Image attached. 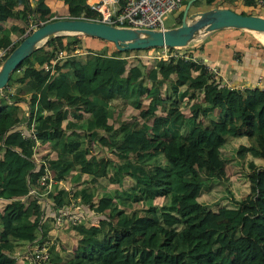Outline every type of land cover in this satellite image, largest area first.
Here are the masks:
<instances>
[{
    "label": "trees",
    "instance_id": "obj_1",
    "mask_svg": "<svg viewBox=\"0 0 264 264\" xmlns=\"http://www.w3.org/2000/svg\"><path fill=\"white\" fill-rule=\"evenodd\" d=\"M62 1L76 4L78 12L71 15L95 17L84 0ZM53 14L45 0H0V15L20 21V30L30 20L45 21ZM181 14L182 9L178 23ZM15 28L2 30L0 47L11 49L15 41L10 44L8 32ZM84 36L97 37L57 34L33 49L15 68H23L34 91L0 99V264H17L12 252L17 243L42 244L38 233L47 215L44 207L53 208L55 219L68 204V191L55 180L69 176L77 182L81 174L89 178L71 192L79 208L69 211L74 218L84 219V210L95 217L69 224L77 261L74 256L62 261L51 247L54 264H264V164L248 161L249 192L236 205L212 208L198 199L208 181L224 178L232 156L228 147L238 157L248 151L264 162V86H227L189 57L170 56L148 69L128 65L131 49L119 50L101 37L113 44L110 52L86 49L83 61L72 54L57 59L51 73L43 69L57 50L70 52ZM167 79L165 94L160 86ZM199 95L189 104V114L180 109L179 102ZM115 99L136 109L132 119L117 115L116 128L108 120ZM17 101L26 104L25 122L16 116ZM79 130L86 143L110 146L113 155L87 153ZM32 135L54 154L35 159ZM242 135L248 144L233 146ZM98 177L122 184L126 204L146 205L123 209L112 196L98 194ZM29 188L34 192L27 195ZM155 196H166V204L157 208Z\"/></svg>",
    "mask_w": 264,
    "mask_h": 264
},
{
    "label": "rangeland",
    "instance_id": "obj_2",
    "mask_svg": "<svg viewBox=\"0 0 264 264\" xmlns=\"http://www.w3.org/2000/svg\"><path fill=\"white\" fill-rule=\"evenodd\" d=\"M53 11V16H60V17H69V16H74L71 15V13H77L78 8L74 1L66 2L64 3L62 0H48L47 1ZM203 3V0H201ZM185 5V4H184ZM203 5V4H200ZM227 2L223 1H214L211 3L210 6H206V4L203 6L204 8L198 7L196 8L195 11H193L188 17L187 20L191 21L193 18L196 16L194 12L200 11V9H208L213 6H226ZM235 9L234 10H244L249 12V8L244 7L242 4L237 5L235 4ZM184 6H182L183 9ZM254 10V8H253ZM259 10V8L256 9V11ZM256 11H253L252 13H256ZM251 12V11H250ZM81 12H79L80 14ZM194 13V14H193ZM258 14V13H256ZM173 21H177V19L174 17V12H169L167 13L164 18H163V23L167 27L170 25ZM34 20H30L26 26H24V30H19V33H17V39L15 40V43L12 44L11 48L15 46V44L23 37V35L30 30L34 25ZM58 34H64L65 39H69L71 35L73 34H78V33H58ZM57 35L53 34L50 35L49 37L41 40L38 44L40 45H45V41L49 39L50 37ZM198 34L195 33L193 36H197ZM80 38V37H79ZM105 40L99 39L97 37L93 36H84L83 39L80 38V52L77 56L78 59H82L85 50L86 49H91L99 52H105L108 53L112 50L113 44L109 41L106 44H104ZM172 51H175V48L170 47ZM31 52V51H30ZM170 50L166 49L162 46L159 45V47L153 48H136V49H131L129 50L128 54L126 55L128 59V65L129 64H140L144 69H148L150 66L155 65V63L158 60H162L166 62L167 57L169 55ZM178 54V52H177ZM160 57V58H159ZM163 58V59H162ZM22 67L21 68H14L9 72L8 78L5 82V84L0 88V99H2L7 93H22L25 89V85H29L30 79L28 77H23L22 76ZM28 78V83L26 82V79ZM144 83L150 84V81L144 78ZM169 83L170 81L167 79L165 80L164 83L161 84V91L165 94L169 93ZM28 94V93H27ZM23 94V95H27ZM201 99V95L194 99H188V100H182L179 102V107L181 110H183L186 114L190 113L189 109V104L194 101V100H199ZM145 101V100H144ZM19 107L16 111V116L20 122H25V113H26V108L25 104H23L21 101L16 102ZM113 104L112 112L111 115L109 116L108 120L109 122L114 125L116 128V121L115 117L119 115L123 119H132L133 117L136 116V109L130 107L129 105L125 104L123 101L115 99L111 102ZM216 112V110H213ZM79 122L82 123L80 120ZM196 129H194V132H196ZM82 131H78L77 135L80 138L81 145L84 146L87 150V153H93L97 157H107L110 155H113L110 150V146H97L93 141L90 142H85V139L82 137ZM238 142H248L245 138V136H238L236 140L232 143L233 146H235ZM229 150L232 151V156L227 157V161L225 164V176L224 178L220 180H210L208 181V185L204 186L203 189L201 190L200 194L198 195V199L202 202L207 203L210 207L216 208L220 205H236V200L240 197H243L245 194L249 192V172L251 171V166L249 165L248 161L250 159L247 158L246 153L242 157H238L235 154V149L232 147H228ZM54 154V151L50 148L49 145H39L36 144L33 147V156L35 159H45V157H49ZM158 159L162 157V153L159 152L157 154ZM255 166H261L260 164L255 163ZM254 166V167H255ZM110 172V171H108ZM89 175L87 174H81L80 180L75 182L72 181L69 176L65 178V180H62V183L58 184L61 185L67 189H70L68 191V204L66 205L65 210L68 211L67 214L63 215V217L59 218L56 220V225L54 224V218H53V208L52 207H46V212L47 215L44 216L45 220L43 221L42 226L46 227V229L43 232V235L41 234V237L39 241L42 244H45L49 248H53L60 254V259L62 261L66 260L69 257L74 256L75 261L78 259V257L75 255L73 252L75 240H76V235L73 231V229L69 228V224L71 223V212L69 210L74 209L77 205L76 201L72 196L71 192L84 185L88 181ZM99 181V186H98V194H106L110 195L114 198L115 203L118 206L123 207V209L128 210L129 208L132 207H138L139 203L133 201L131 204H126L124 202V197L121 192L122 189V184L120 186L116 185L115 183H112L108 180L107 177H98L97 178ZM44 196V194H43ZM42 196V197H43ZM167 202V197L166 196H155L152 199V203L159 208L161 205L166 204ZM3 201L1 200V205ZM0 205V208H1ZM141 206H145V202H142L140 204ZM139 205V206H140ZM45 209V207H44ZM45 212V210H44ZM82 215L85 217L84 219L82 217H78L76 220L82 221L83 223L87 221V218L90 217H95L92 216L93 214L91 213H86V211H82ZM98 235H101L100 233ZM43 236V237H42ZM22 243H17L13 247V255L15 258V261L17 264H32V262L28 258V254L25 250L24 245H21ZM24 256V257H23ZM50 257V256H49ZM48 257V258H49ZM73 258V257H72ZM50 260H47L45 264H51L55 261L54 257H50ZM56 263V262H54ZM53 263V264H54Z\"/></svg>",
    "mask_w": 264,
    "mask_h": 264
},
{
    "label": "water",
    "instance_id": "obj_3",
    "mask_svg": "<svg viewBox=\"0 0 264 264\" xmlns=\"http://www.w3.org/2000/svg\"><path fill=\"white\" fill-rule=\"evenodd\" d=\"M187 0L180 22L162 29H133L118 27L106 22L81 16L54 17L37 24L25 33L7 53L0 64V88L8 79L9 72L30 51L38 47L41 40L58 33H84L113 41L119 50L144 48L148 46H181L197 33H205L215 28L232 26L264 32V16L255 13H241L227 6H213L196 12L193 20L186 19Z\"/></svg>",
    "mask_w": 264,
    "mask_h": 264
},
{
    "label": "crops",
    "instance_id": "obj_4",
    "mask_svg": "<svg viewBox=\"0 0 264 264\" xmlns=\"http://www.w3.org/2000/svg\"><path fill=\"white\" fill-rule=\"evenodd\" d=\"M45 1L47 2L48 0ZM192 1L188 6L186 19L193 11L196 10V8H204L203 6L205 5V3L202 2L200 4L203 5H195L192 3ZM214 1L215 0H212L211 3ZM222 1L227 2L224 0ZM211 3L206 4V6H210ZM235 4H242L244 7L249 8V13L256 11L255 8L253 10V6L251 5L252 0H250L248 3L246 0H234L232 2H227L226 6L235 9ZM180 10L181 8L174 13V17L176 19L178 18ZM256 13L264 16V6L259 8ZM12 24L16 25V28L11 29L8 32L10 44L17 39V33H19L22 24L18 20L10 19L4 15H0V35L2 30L8 29ZM177 24V21H173L167 27L175 26ZM104 44L107 46L106 41ZM175 50H177L178 53L183 56H187L198 62L204 63L208 68L211 69L210 73L212 77L227 86L236 88H243L246 86H258L261 88L264 86V32L262 31L224 26L212 29L202 34H198L197 36H192L186 42V44L175 47ZM79 60L83 61L84 55L82 59ZM24 79H26V82L28 83V78ZM28 84L29 85L24 86L25 90L20 93L21 95L34 91L30 83ZM213 113L215 114L216 112L213 111ZM214 124L216 128L224 127V125L221 123L214 122ZM245 144H248V142ZM246 156L255 163L258 162V164H264V162H262V160L259 158L252 157L248 151L246 152ZM1 200L2 199H0V203ZM44 220L45 218L43 217L39 227V239L41 234L43 235V232L46 229V227L42 226Z\"/></svg>",
    "mask_w": 264,
    "mask_h": 264
},
{
    "label": "built area",
    "instance_id": "obj_5",
    "mask_svg": "<svg viewBox=\"0 0 264 264\" xmlns=\"http://www.w3.org/2000/svg\"><path fill=\"white\" fill-rule=\"evenodd\" d=\"M85 3L90 9L96 12V19L100 21L118 27H130L133 29H162L165 27L163 23L164 16L169 12L178 11L182 5V0H85ZM251 5L255 9L261 8L264 6V0H252ZM161 46L170 50L168 57H186L180 53L177 54V50L172 51V49H170V47L175 48V46ZM155 47L156 46H148L145 48H153L154 50ZM157 47H159V45H157ZM6 50V48L0 49V59L5 54ZM78 51V48H74L70 52H64L59 49L55 53L54 59L45 63L43 67L51 73L54 70V62L57 59L75 54ZM207 69L211 72L210 68L207 67ZM50 181L53 180L50 179ZM58 182H60V180H58ZM33 192L34 189L29 188L28 193L32 194ZM67 213V210L58 211L56 219L63 217V215ZM24 247L32 264H42L47 261L48 250L45 244H34L30 247L28 245H24Z\"/></svg>",
    "mask_w": 264,
    "mask_h": 264
},
{
    "label": "clouds",
    "instance_id": "obj_6",
    "mask_svg": "<svg viewBox=\"0 0 264 264\" xmlns=\"http://www.w3.org/2000/svg\"><path fill=\"white\" fill-rule=\"evenodd\" d=\"M84 1H85V0H84ZM85 4H86V3H85ZM86 5H87V4H86ZM182 6H184L183 3H182V5H181V7H180L181 9H182ZM180 8H179V9H180ZM179 9H178V10H179ZM91 10H92V9H91ZM93 11H94V10H93ZM235 11H236V10H235ZM94 12H95V11H94ZM176 12H177V11H176ZM174 13H175V12H174ZM255 14H256V13H255ZM54 17H59V16H55V15L52 16V18H54ZM69 17H70V16H69ZM85 18H86V17H85ZM96 18H97V16H96V12H95V17H94V18H90V19L98 20V19H96ZM99 21H100V20H99ZM40 22H43V21H36V22H34V26H33L32 28H34V27H35L37 24H39ZM102 22H103V21H102ZM108 24H109V23H108ZM111 25H112V24H111ZM114 26H115V25H114ZM165 27H166V26H165ZM32 28H31V29H32ZM31 29H30V30H31ZM30 30H28L27 32H29ZM27 32H26V33H27ZM83 34H84V33H83ZM97 37H98V36H97ZM112 42H113V41H112ZM16 44H17V43H16ZM16 44H15V45H16ZM175 47H177V46H175ZM1 48H4V47H0V49H1ZM74 48H78V49H79V51H78L77 53L73 54L75 57H77L78 54H79V52H80V48L77 47V46H75ZM74 48H73V49H74ZM11 49H12V48H11ZM11 49H10V50H11ZM135 49H136V48H135ZM10 50H8V49L6 50L5 54H4V55L1 57V59H0V64H1L2 60H3V58L7 55V53H8ZM186 57H187V56H186ZM186 57H185V58H186ZM46 63H48V62H46ZM44 64H45V63L42 64V67L44 66ZM203 64H204V63H203ZM206 67H207V66H206ZM43 69H44V67H43ZM12 70H13V69H12ZM44 70H45V69H44ZM45 71H48V70H45ZM48 72H49V71H48ZM230 87H232V86H230ZM257 87H258V86H257ZM259 88H260V87H259ZM261 88H262V87H261ZM25 108H26V104H25ZM30 129L32 130V127H30ZM32 138H33V140H34V145H36V144L41 145V144H40V141H39L36 137H34V135H32ZM32 155H33V154H32ZM33 157H34V156H33ZM42 159H43V158H42ZM58 180H60V182H58ZM58 180H57V181L55 180V184H57V185H58L59 183L61 184V183H62V180H64V179L61 178V179H58ZM59 186H61V185H59ZM61 187L64 188L65 190H67V191L70 190V189H67V188H65V187H63V186H61ZM28 190H29V189H28ZM28 194H30V193L27 192V195H28ZM21 197H23V198H21ZM21 197H19V199L24 200L25 195H24V196H21ZM0 199H2V198L0 197ZM74 199L77 200V197L74 198ZM2 200H3V199H2ZM76 203H77V201H76ZM76 206H77V207H75L74 209L79 208L78 205H76ZM63 210H65V209H63ZM59 211H60V210H59ZM57 212H58V211H57ZM57 212H56V214H57ZM56 214H55V220H54V224H55V225H56V220H57V219H56ZM70 216H71V220H72V221H70V222H73V221H74V222H77V220H76L77 218H74V217L72 216V214H71ZM79 222H82V221H79ZM23 245H24V244H23ZM48 248H49V247H47V250H48ZM48 257H49V256H48ZM48 259H49V258H48ZM48 259H47V260H48ZM45 263H46V261H45L44 263H42V264H45Z\"/></svg>",
    "mask_w": 264,
    "mask_h": 264
},
{
    "label": "bare ground",
    "instance_id": "obj_7",
    "mask_svg": "<svg viewBox=\"0 0 264 264\" xmlns=\"http://www.w3.org/2000/svg\"><path fill=\"white\" fill-rule=\"evenodd\" d=\"M199 34H201V33H199Z\"/></svg>",
    "mask_w": 264,
    "mask_h": 264
}]
</instances>
